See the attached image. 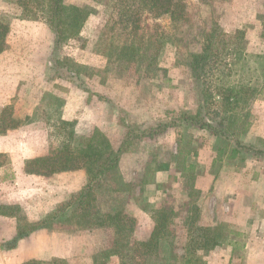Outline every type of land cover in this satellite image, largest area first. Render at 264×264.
<instances>
[{"label": "rangeland", "instance_id": "obj_1", "mask_svg": "<svg viewBox=\"0 0 264 264\" xmlns=\"http://www.w3.org/2000/svg\"><path fill=\"white\" fill-rule=\"evenodd\" d=\"M185 1L192 19L203 22L207 28L218 25L226 41L238 40V58L232 64V72L226 81L255 88L256 98L251 104L238 108L243 112L249 108L251 112L252 123L242 139L257 148L263 147L264 0ZM45 2H29L24 7L17 0H0V20L9 27L5 38L7 51L0 57V66L9 73L20 71L33 51L35 57L32 70H38V65L45 60L41 80L64 79L70 86L61 90L70 98L68 113L72 119L69 123L76 122L77 117L81 119V115L85 118L78 121L77 127L60 124L63 102L52 93H44L32 118L26 120L30 128L22 133L23 137L29 135L36 139L33 152L49 153L56 147L63 149L67 143L70 148L82 145L94 128L101 130L110 145L116 148L125 133L126 125L142 128L178 119L182 112H196L202 99L201 84L193 78L182 61L185 51L200 49L201 38L189 33L185 24L174 26L168 15L144 17L141 21L144 28L139 29L144 39L141 46L134 40V47H139L136 51L134 49L135 57L126 60L111 55L110 58L109 43L117 28L115 26L111 29L112 19L116 18L112 0H64L69 6L95 11L88 14L77 36L67 38L57 48H54V35L46 21V12L39 7L44 6ZM160 32L167 35L166 38L161 37V46ZM40 45H44L45 49ZM56 54L67 59L65 64L76 63L82 66L79 69V80L62 76L50 78L51 74H57V70L48 69V59ZM60 71L70 72L64 67ZM34 79L39 81L40 77L34 73ZM39 85L33 83V91L38 90ZM55 88L59 86L56 84ZM8 106L12 107L11 104ZM10 111L12 108L5 113L0 112L4 124H8L12 117ZM90 120L95 121L98 127L94 126L90 130L93 126ZM215 142V136L208 130L184 122L167 127L154 139L134 140L122 154L121 162L119 160L118 179L111 182L115 189H111L105 180L106 176H103L88 200L90 205L87 211H78L70 222L57 220L51 227H38L39 222L51 213L48 207L60 199L52 195L48 182L43 177H36L30 182L25 180L14 183L12 178L6 177L12 175V171L5 170V178L2 177L7 185L0 187V199L5 198V193L16 191V188L25 190L34 186L36 200L34 195H30L25 205L13 210L2 208L5 203L0 201V210L12 211L13 214L12 218L0 214V264H22L28 260L37 261V264H49L54 260L55 264H93L92 255L109 247L112 239L111 225L105 215L122 210V207L125 210L128 201L132 204L135 201L138 206L146 209L159 208L165 203L171 209L169 218H172V227L169 234L160 240L158 250L165 259L174 252L184 253L190 237L186 234L183 218L189 211L190 219L196 215L194 226L217 227L220 222L223 223L221 229L226 238L221 245H229L230 238H236L240 242L232 252L235 255L242 252L243 238L247 235L245 230L241 231L244 235L236 230V226H244L255 217L261 218L260 210H264V206L258 205L259 200L264 199V155L244 152L243 161L224 159L212 163ZM178 148L196 151L195 156L189 155L185 160L186 166L187 162H193V170L183 171L181 167H176V162H181L182 158L177 154ZM0 159L4 164L8 163L5 154ZM166 162L169 168L163 173H170L175 179L158 189H142L145 197L135 196L142 175L151 174V178L155 172L152 171L154 165ZM43 168L49 170V165L44 163ZM84 178L86 181L85 173L82 178L85 183ZM125 178L129 181L125 182ZM69 181V176L64 174L61 178L52 177L50 185L57 191L61 184L69 185ZM69 197L53 206L57 207ZM227 204L229 209L226 208ZM135 229L136 224L132 233ZM142 229L146 230V227ZM229 230H232L231 233ZM14 232L25 235L21 236L14 249H5V244L9 242L6 240ZM58 254H66L68 261L55 257ZM33 255L37 257L28 258ZM206 255L197 250L195 256L199 258V264H234L217 255L207 259ZM107 264H119L118 257L113 256Z\"/></svg>", "mask_w": 264, "mask_h": 264}, {"label": "trees", "instance_id": "obj_2", "mask_svg": "<svg viewBox=\"0 0 264 264\" xmlns=\"http://www.w3.org/2000/svg\"><path fill=\"white\" fill-rule=\"evenodd\" d=\"M41 1L17 0L18 4H22L24 7L29 2L38 4ZM112 1V8L116 12V18L112 19L111 29H114L115 26L117 28L114 34H112V41L109 43L108 55L110 58L111 55H116V57L126 60L135 57V51L139 47H134V40H136L138 46H141V42L144 39V35L139 32L140 28H144L141 21L149 15H152L154 18L168 15L174 26L185 24L189 33H193L195 37L201 38L200 49L198 51H185L182 63L189 68L193 78L197 82H200L202 99L195 113L182 112L179 117L180 119L149 124L142 128L126 125L125 133L116 148L110 145L101 130L94 128L82 145H75L70 148L67 143L63 149L56 147L52 150L50 156L27 161V165L41 161L47 163L50 172L82 167L87 175V182L83 187L76 194L71 195L60 203L46 218L42 219L39 222V228L51 227L57 220L70 222L78 211H87L90 205L88 200L93 190L99 186L100 179L106 176L105 180L110 185L111 182L113 183V181L118 179L119 160L134 140L143 138L154 139L167 127L174 126L177 122L196 125L199 128L208 130L215 136V157L212 163L224 159L243 161L244 152L264 155V146L257 148L255 145L246 143L242 139V136L248 132L252 122L249 108L244 112L241 109L245 108V106L248 107L253 99L256 98L254 95L255 88L248 85L231 84L226 81L232 72V64L238 58V40L229 39L226 41L222 36V32L218 29V25L207 28L203 22L192 19L188 14L185 0ZM39 7L46 12V21L54 35V48H57L67 38L77 36L88 14L95 11L93 9L86 10L69 6L64 0H46L44 6ZM144 14L148 15L144 16ZM193 29H196L195 32H193ZM8 30V25L0 20V52L4 50ZM163 34L164 32L158 33L160 46L163 44L161 37L166 38L167 36ZM156 51L157 47L154 50V55ZM151 58L154 57L152 56ZM65 60L67 59L60 58L57 54L50 56L48 59V69L50 71L52 69L57 70V74H51L50 78L62 76L79 80V69H82V66L76 63H72L71 65L65 64ZM61 67L69 69L70 72L62 73L60 71ZM83 67L85 68V66ZM211 86L214 89L210 90ZM7 109L10 110L9 106L2 108L1 112L5 113ZM27 119L28 117L25 118V120ZM4 122V117H2L0 132H4L7 128L18 126L22 120L10 118L8 124H4ZM61 124L73 126V123L63 120ZM71 133L72 129L70 135H72ZM262 142L264 143V141ZM177 154L182 158L181 162H176V167H181L183 171L193 170V162H187L186 166L185 160L189 155L195 156L196 151L178 148ZM168 168V162L158 163L154 165L152 171L167 170ZM150 175L144 174L142 183H145L146 177ZM108 177L111 178L108 179ZM168 179H175V176H170ZM110 187L112 190L115 189L112 185ZM168 209L170 208L165 203L159 206V208L146 209L154 222L151 233L146 240H134L132 238L135 218L124 210H117L106 214L105 219L112 229L111 243L109 247L103 248L92 255L93 264H107L112 256L118 257L119 264H199V258L195 256L197 250L206 253L216 245L221 244L223 239L226 238V234L221 229L223 223L220 222L217 227L213 225L210 227L194 226L196 215L191 216L190 219V211L186 212L183 224L186 227V234L190 238H187L188 241L186 242L184 253L174 252L165 259L159 254L158 250L161 246L160 240L166 234H169L170 227H172L170 225L172 218H169L171 209ZM0 211V214H3V211ZM231 231L229 230L228 232L231 233ZM23 234L18 232L7 243L6 247H13L17 239ZM36 262L28 260L22 264H37ZM55 263V260L49 262V264ZM201 263L204 262L202 261Z\"/></svg>", "mask_w": 264, "mask_h": 264}, {"label": "crops", "instance_id": "obj_3", "mask_svg": "<svg viewBox=\"0 0 264 264\" xmlns=\"http://www.w3.org/2000/svg\"><path fill=\"white\" fill-rule=\"evenodd\" d=\"M42 46V45H40ZM44 47V45L42 46ZM45 49V47L43 48ZM7 49L2 50L0 52V57L6 53ZM45 55V50L43 51ZM34 53L32 51V54L30 58L26 61L24 67L20 71L16 72H8L4 71L3 67L0 66V112L2 108L8 105H12V112L10 111L11 118L16 120H22V122L13 128H7L4 132H0V156L5 154L8 157V163L4 164L2 160L0 159V187H4L7 185L6 181L4 183L3 179V173L5 170L10 169L12 171V175L6 176L8 178H12L11 180L14 181V183H18V181H27L30 182L33 181L36 177H43L45 182H48L50 189L52 190V195H57L56 198H60L59 200L54 201L50 207H48V211L51 210L54 211L56 209L55 205L56 203L63 200L65 197H69L72 194H76L83 185L87 182V175H86V181L84 178L85 183L83 182V176L84 173L86 174L84 168L82 167H76L73 169H66V170H60L56 172H50L49 170H45L44 162H34L30 165H27V161L33 160L40 157L50 156L51 150L48 153L46 152H33V147L36 142V139L29 137V135H26L23 137V131L27 128H30V124L28 121L26 122L25 118L28 117L27 120H30L32 118V114L34 110L36 109L37 103L39 102L40 98L44 93H52L55 95L59 101L63 102L62 104V115L60 117V124L61 121H71L68 113V106L70 102V98L67 94L62 93L63 87H70L66 84V81L63 79H54V80H41V76L44 73V61L38 65V70H32L34 63ZM34 73L40 77L39 81H36L34 79ZM33 83L40 84L38 90L33 91ZM56 84L59 86V88H55ZM30 91V93H29ZM10 108V107H9ZM10 108V109H11ZM2 113V112H1ZM80 118L77 117L73 121V126L77 127L78 121H83L84 116H80ZM2 115L0 114V122H1ZM89 120V118H87ZM91 124L93 126L90 128H94V126L98 125L95 121L90 120ZM90 124V126H91ZM74 130V128H73ZM114 147V146H113ZM115 148V147H114ZM122 157V156H121ZM122 160V158H120ZM120 160V162H121ZM84 170V171H83ZM167 170H159L155 171L152 174V177L149 178L148 176L145 179V183H142V177L140 180V186L135 192V196L145 197L146 194L142 192V189H148L150 187H153L154 189L160 188L161 185L164 183H167L170 179H168L170 176H173L172 174H164L163 172H167ZM64 174H67L69 176V185L65 186L64 184H61L59 188L55 190L52 189L50 185V179L52 177L58 176L59 178L63 177ZM3 176V177H2ZM151 176V175H150ZM5 178V177H4ZM42 178V179H43ZM126 179V180H125ZM124 181L128 182L129 180L125 178ZM6 180V179H5ZM144 181V180H143ZM47 187V186H46ZM34 195L35 199V187L31 186L26 188L25 190L17 189L16 191L5 193V198H1L0 201L4 202L5 205H2V208L13 210L14 208L19 209L23 205H25L29 201V196ZM114 195V194H113ZM232 200L233 198L230 197ZM36 200V199H35ZM229 200V201H231ZM141 201V200H140ZM139 201V202H140ZM264 199L259 200L258 205L264 206ZM129 204L126 205L125 210L124 207H122V210H124L129 215L132 214V216L135 219L136 229L134 230V233H132V238L134 240H146L152 230L153 227V220L150 217V213L147 212V210L144 207L138 206L136 202L134 201L129 202ZM232 203V202H230ZM229 209V205L227 204V207ZM257 210V209H256ZM3 214L5 217L12 218L13 214L12 211L6 212L4 210ZM131 213V214H130ZM260 215L264 217V210H260ZM44 217V216H43ZM258 218L255 217L254 219L250 220V222L246 223L247 226H241L237 225L236 230H238L240 233L241 231H246V238H243V244L242 248L240 249L242 252L235 255V253L232 252L233 248L237 247V243L239 240L236 238H230L229 245H216L214 248L208 250L206 253H203L206 255V258L209 259L212 256H219L223 260L226 258L228 260H231V263L234 264H264V218ZM137 221V222H136ZM239 226V227H238ZM142 227H146V230H143ZM139 231H142L141 233ZM249 232V233H247ZM142 234V236L139 235ZM146 233V235H145ZM17 232H14V234L6 240L10 241L16 236ZM243 234V233H242ZM245 234V233H244ZM243 234V235H244ZM21 238V237H20ZM17 239L16 244L13 247L7 248L5 244V249L12 250L14 249L19 239ZM240 242V241H239ZM231 246V247H230ZM37 256H29L28 258L32 259ZM55 257L63 258L62 260L68 261V256L66 254H58ZM113 258V256L111 257ZM221 260V259H220ZM249 260V261H248ZM205 263V261H204ZM209 264V263H208Z\"/></svg>", "mask_w": 264, "mask_h": 264}]
</instances>
